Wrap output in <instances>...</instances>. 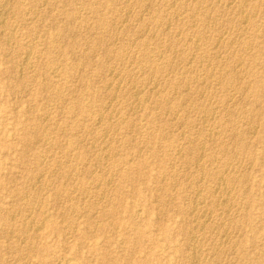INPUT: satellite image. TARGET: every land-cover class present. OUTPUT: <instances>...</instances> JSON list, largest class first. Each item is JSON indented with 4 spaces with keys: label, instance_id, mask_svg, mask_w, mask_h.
<instances>
[{
    "label": "rangeland",
    "instance_id": "1",
    "mask_svg": "<svg viewBox=\"0 0 264 264\" xmlns=\"http://www.w3.org/2000/svg\"><path fill=\"white\" fill-rule=\"evenodd\" d=\"M54 1L0 0V264H264V0Z\"/></svg>",
    "mask_w": 264,
    "mask_h": 264
},
{
    "label": "bare ground",
    "instance_id": "2",
    "mask_svg": "<svg viewBox=\"0 0 264 264\" xmlns=\"http://www.w3.org/2000/svg\"><path fill=\"white\" fill-rule=\"evenodd\" d=\"M10 1V0H9ZM42 1V0H41ZM56 1V0H55ZM54 1V2H55ZM3 2V1H2ZM16 2V1H15ZM21 1H19V3H20ZM92 2H93V0H92ZM125 2V1H124ZM202 2V1H201ZM262 2V1H261ZM16 3H18V2H16ZM127 3V2H126ZM145 3V2H144ZM143 3V4H144ZM148 3H150V2H148ZM162 3V2H161ZM15 4V3H14ZM22 4V3H21ZM34 4V3H33ZM69 4V3H68ZM86 4V3H85ZM185 4H187V3H185ZM257 4H258V2H257ZM264 4V3H263ZM2 5V4H1ZM4 5H5V3H4ZM105 5V4H104ZM115 5V4H114ZM138 5V4H137ZM166 5V4H165ZM184 5V4H183ZM198 5H199V3H198ZM203 5V4H202ZM259 5H261V4H259ZM15 6V5H14ZM22 6V5H21ZM20 6V7H21ZM89 6H91V5H89ZM93 6H95L94 4H93ZM161 6V5H160ZM182 6V5H181ZM246 6V5H245ZM98 7V6H97ZM257 7V6H256ZM260 7V6H259ZM258 7V8H259ZM264 7V6H263ZM22 8V7H21ZM64 8V7H63ZM73 8V7H72ZM240 8V7H239ZM250 8V7H249ZM7 9V8H6ZM14 9V8H13ZM193 9V8H192ZM221 9V8H220ZM225 9V8H224ZM246 9H247V6H246ZM255 9V8H254ZM264 9V8H263ZM9 10V9H8ZM78 10V9H77ZM159 10V9H158ZM172 10H174V9H172ZM209 10V9H208ZM240 10V9H239ZM249 10V9H248ZM259 10V9H258ZM3 11V10H2ZM74 11V10H73ZM92 11H93V9H92ZM130 11V10H129ZM155 11V10H154ZM175 11V10H174ZM173 11V12H174ZM194 11H195V8H194ZM3 12H5V11H3ZM14 12V11H13ZM81 12V11H80ZM90 12H91V10H90ZM100 12V11H99ZM131 12V11H130ZM252 12V11H251ZM15 13V12H14ZM92 13V12H91ZM94 13H96V12H94ZM93 13V14H94ZM158 13H160V12H158ZM193 13V12H192ZM207 13V12H206ZM243 13V12H242ZM255 13V12H254ZM18 14V13H17ZM211 14V13H210ZM252 14V13H251ZM96 15V14H95ZM94 15V16H95ZM107 15V14H106ZM155 15V14H154ZM173 15V14H172ZM171 15V16H172ZM203 15V14H202ZM207 15V14H206ZM250 15V14H249ZM113 16V15H112ZM117 16V15H116ZM121 16V15H120ZM156 16V15H155ZM204 16V15H203ZM208 16V15H207ZM206 16V17H207ZM248 16V15H247ZM106 17V16H105ZM115 17V16H114ZM151 17V16H150ZM174 17V16H173ZM242 17V16H241ZM251 17V16H250ZM96 18V17H95ZM103 18H104V16H103ZM107 18V17H106ZM155 18H158L157 16L155 17ZM160 18V17H159ZM158 18V19H159ZM164 18V17H163ZM162 18V19H163ZM252 18V17H251ZM27 19V18H26ZM98 19V18H97ZM105 19V18H104ZM112 19V18H111ZM157 19V20H158ZM167 19V18H166ZM3 20H5V18L3 19ZM98 20H100V19H98ZM118 20H119V18H118ZM206 20H208V19H206ZM61 21V20H60ZM82 21V20H81ZM101 21V20H100ZM105 21V20H104ZM111 21V20H110ZM114 21V20H113ZM120 21V20H119ZM187 21V20H186ZM201 21V20H200ZM205 21V20H204ZM40 22V21H39ZM84 22V21H83ZM96 22H98V21H96ZM165 22H166V20H165ZM231 22V21H230ZM254 22V21H253ZM4 23V22H3ZM6 23H7V21H6ZM71 23V22H70ZM101 23V22H100ZM104 23H106V22H104ZM160 23V22H159ZM244 23V22H243ZM72 24H74V23H72ZM71 25V24H70ZM86 25V24H85ZM95 25V24H94ZM97 25V24H96ZM104 25V24H103ZM102 25V26H103ZM106 25V24H105ZM104 25V26H105ZM257 25V24H256ZM140 26V25H139ZM143 26V25H142ZM166 26V25H165ZM164 26V27H165ZM264 26V25H263ZM8 27V26H7ZM69 27V26H68ZM106 27V26H105ZM216 27V26H215ZM250 27V26H249ZM248 27V28H249ZM74 28V27H73ZM76 28V27H75ZM94 28V27H93ZM139 28V27H138ZM161 28V27H160ZM217 28V27H216ZM6 29V28H5ZM9 29V28H8ZM80 29V28H79ZM96 29V28H95ZM102 29H103V27H102ZM178 29V28H177ZM252 29V28H251ZM256 30V29H255ZM255 30H253L254 32H255ZM102 31V30H101ZM115 31V30H114ZM248 31V30H247ZM257 31V30H256ZM34 32V31H33ZM132 32V31H131ZM138 32V31H137ZM10 33V32H9ZM111 33V32H110ZM116 33V32H115ZM158 33V32H157ZM160 33V32H159ZM165 33V32H164ZM176 33V32H175ZM8 34V33H7ZM76 34V33H75ZM103 34V33H102ZM168 34V33H167ZM114 35V34H113ZM2 36V35H1ZM57 36V35H56ZM58 36H59V34H58ZM77 36V35H76ZM102 36V35H101ZM166 36V35H165ZM200 36V35H199ZM13 37V36H12ZM16 37V36H15ZM32 37V36H31ZM75 37V36H74ZM86 37V36H85ZM88 37V36H87ZM115 37V36H114ZM203 37V36H202ZM227 37V36H226ZM258 37V36H257ZM58 38V37H57ZM103 38H105V37H103ZM109 38V37H108ZM133 38V37H132ZM252 38V37H251ZM56 39V38H55ZM60 39V38H59ZM115 39V38H114ZM140 39V38H139ZM150 39V38H149ZM102 40V39H101ZM104 40V39H103ZM102 40V41H103ZM152 40V39H151ZM170 40V39H169ZM66 41V40H65ZM84 41V40H83ZM88 41V40H87ZM106 41V40H105ZM108 41V40H107ZM165 41V40H164ZM174 41V40H173ZM237 41V40H236ZM241 41V40H240ZM46 42V41H45ZM53 42V41H52ZM90 42V41H89ZM177 42V41H176ZM201 43H202V41H200ZM231 42V41H230ZM9 43V42H8ZM36 43V42H35ZM67 43V42H66ZM99 43V42H98ZM139 43H142V42H140L139 41ZM171 43V42H170ZM174 43V42H173ZM178 43V42H177ZM199 43V42H198ZM24 44V43H23ZM28 44V43H27ZM96 44V43H95ZM100 44V43H99ZM102 44H104V43H102ZM108 44H109V42H108ZM114 44V43H113ZM230 44V43H229ZM244 44V43H243ZM255 44V43H254ZM106 45V44H105ZM125 45V44H124ZM206 45V44H205ZM24 46V45H23ZM45 46V45H44ZM142 46V45H141ZM145 46V45H144ZM149 46V45H148ZM180 46V45H179ZM246 46V45H245ZM260 46V45H259ZM32 47V46H31ZM93 47V46H92ZM176 47V46H175ZM198 47V46H197ZM229 47V46H228ZM126 48V47H125ZM138 48V47H137ZM206 48V47H205ZM253 48V47H252ZM61 49H62V47H61ZM117 49V48H116ZM123 49V48H122ZM174 49V48H173ZM177 49V48H176ZM199 49V48H198ZM246 49V48H245ZM18 50V49H17ZM22 50V49H21ZM59 50V49H58ZM121 50V49H120ZM194 50V49H193ZM257 50V49H256ZM33 51V50H32ZM60 51V50H59ZM106 51V50H105ZM124 51V50H123ZM241 51V50H240ZM16 52V51H15ZM57 52V51H56ZM65 52V51H64ZM107 52V51H106ZM183 52V51H182ZM200 52V51H199ZM206 52V51H205ZM246 52V51H245ZM26 56H28V54H30V53H27V52H23ZM42 53V52H41ZM40 52H39V54H41ZM84 53V52H83ZM120 53V52H119ZM124 53V52H123ZM143 53V52H142ZM185 53V52H184ZM33 54V53H32ZM145 53H143V55H144ZM240 54H243V53H240ZM245 54V53H244ZM264 54V53H263ZM18 55V54H17ZM177 55V54H176ZM210 55V54H209ZM234 55V54H233ZM239 55V54H238ZM256 55V54H255ZM21 56V55H20ZM115 56V55H114ZM119 56H120V54H119ZM122 56V55H121ZM142 56V55H141ZM254 56V55H253ZM258 56V55H257ZM14 57V56H13ZM34 57H35V54H34ZM62 57H64V55L62 56ZM83 57H84V55H83ZM185 57V56H184ZM216 57V56H215ZM229 57V56H228ZM6 58V57H5ZM59 58H61V57H59ZM88 58V57H87ZM86 58V59H87ZM143 58V57H142ZM156 58V57H155ZM180 58V57H179ZM198 58V57H197ZM201 58V57H200ZM218 58V57H217ZM238 58V57H237ZM243 58H244V56H243ZM258 58V57H257ZM261 58V57H260ZM27 59V58H26ZM35 59H36V57H35ZM141 59V58H140ZM230 59V58H229ZM231 59H233V58H231ZM242 59V58H241ZM119 60V59H118ZM125 60V59H124ZM166 60V59H165ZM183 60V59H182ZM188 60V59H187ZM249 60V59H248ZM8 61V60H7ZM14 61V60H13ZM61 61V60H60ZM179 61V60H178ZM236 61V60H235ZM10 62V61H9ZM76 62V61H75ZM78 62V61H77ZM81 62V61H80ZM87 62V61H86ZM136 62V61H135ZM146 62V61H145ZM166 62V61H165ZM207 62V61H206ZM205 62V63H206ZM215 62H217V61H215ZM234 62V61H233ZM252 62V61H251ZM14 63V62H13ZM16 63V62H15ZM55 63V62H54ZM157 63V62H156ZM202 63V62H201ZM238 63V62H237ZM260 63V62H259ZM20 64V63H19ZM210 64V63H209ZM214 64V63H213ZM234 64V63H233ZM248 64V63H247ZM18 65V64H17ZM172 65V64H171ZM200 65V64H199ZM208 65V64H207ZM250 65H251V63H250ZM60 66V65H59ZM159 66V65H158ZM163 66H164V64H163ZM178 66H179V64H178ZM198 66V65H197ZM206 66V65H205ZM231 66V65H230ZM252 66V65H251ZM255 66V65H254ZM74 67V66H73ZM220 67V66H219ZM226 67V66H225ZM228 67V66H227ZM243 67V66H242ZM248 67V66H247ZM48 68H50V67H48ZM113 68V67H112ZM163 68V67H162ZM192 68V67H191ZM203 68V67H202ZM248 68H250V66L248 67ZM148 69V68H147ZM159 69V68H158ZM198 69V68H197ZM231 69H233V68H231ZM253 69V68H252ZM12 70V69H11ZM36 70V69H35ZM62 70V69H61ZM145 70V69H144ZM152 70V69H151ZM264 70V69H263ZM15 71V70H14ZM75 71V70H74ZM159 71V70H158ZM199 71V70H198ZM245 71H247V70H245ZM50 72V71H49ZM64 72V71H63ZM161 72V71H160ZM159 72V73H160ZM211 72V71H210ZM22 73V72H21ZM237 73V72H236ZM239 73V72H238ZM248 73V72H247ZM135 74V73H134ZM164 74V73H163ZM168 74V73H167ZM222 74V73H221ZM223 74H224V72H223ZM222 74V75H223ZM21 75V74H20ZM46 75V74H45ZM199 75V74H198ZM205 75V74H204ZM226 75V74H225ZM225 75H224V79H226L227 78V75H226V78H225ZM247 75V74H246ZM25 76V75H24ZM154 76H156V75H154ZM182 76V75H181ZM247 76H249V75H247ZM60 77V76H59ZM150 77V76H149ZM148 77V78H149ZM159 77V76H158ZM208 77V76H207ZM212 77V76H211ZM218 77H220V75L218 76ZM19 78V77H18ZM87 78V77H86ZM131 78V77H130ZM194 78H196V77H194ZM235 78V77H234ZM55 79V78H54ZM123 79V78H122ZM136 79V78H135ZM220 79H221V77H220ZM223 79V78H222ZM221 79V80H222ZM233 79V78H232ZM232 79H230V80H232ZM239 79V78H238ZM245 79V78H244ZM249 79V78H248ZM254 79V78H253ZM15 80V79H14ZM134 80V79H133ZM183 80V79H182ZM258 80H259V78H258ZM49 81V80H48ZM85 81V80H84ZM130 81V80H129ZM179 81V80H178ZM205 81V80H204ZM208 81V80H207ZM222 81H224V80H222ZM228 81H229V79H228ZM53 82V81H52ZM66 82V81H65ZM142 82V81H141ZM181 82V81H180ZM184 82V81H183ZM192 82V81H191ZM231 82V81H230ZM234 82V81H233ZM233 82H232V84H233ZM253 82V81H252ZM26 83V82H25ZM56 83V82H55ZM110 83V82H109ZM182 83V82H181ZM186 83V82H185ZM189 83H190V81H189ZM201 83V82H200ZM249 83V82H248ZM248 83H247V85H248ZM22 84V83H21ZM48 84V83H47ZM50 84H52V83H50ZM84 84V83H83ZM140 84V83H139ZM152 84V83H151ZM208 84V83H207ZM206 84V85H207ZM223 84V83H222ZM221 84V85H222ZM224 84H225V82H224ZM223 84V85H224ZM246 84V83H245ZM262 84V83H261ZM174 85V84H173ZM188 85V84H187ZM220 85V84H219ZM231 85V84H230ZM59 86V85H58ZM189 86V85H188ZM237 86V85H236ZM251 86V85H250ZM249 86V87H250ZM131 87V86H130ZM145 87V86H144ZM177 87V86H176ZM185 87V86H184ZM205 87V86H204ZM203 87V88H204ZM233 87V86H232ZM246 87V86H245ZM143 88V87H142ZM152 88V87H151ZM189 88V87H188ZM224 88V87H223ZM254 88V87H253ZM16 89V88H15ZM257 89V88H256ZM21 90V89H20ZM65 90V89H64ZM196 90V89H195ZM202 90V89H201ZM247 90H248V88H247ZM250 90V89H249ZM259 90V89H258ZM69 91V90H68ZM225 91V90H224ZM252 91V90H251ZM255 91V90H254ZM10 92V91H9ZM71 92V91H70ZM14 93V92H13ZM51 93V92H50ZM67 93V92H66ZM76 93V92H75ZM110 93V92H109ZM108 93V94H109ZM260 93H262V92H260ZM61 94H64L63 92L61 93ZM117 94V93H116ZM115 94V95H116ZM152 94V93H151ZM204 94V93H203ZM59 95V94H58ZM82 95V94H81ZM134 95V94H133ZM180 95V94H179ZM201 95H202V93H201ZM228 95V94H227ZM238 95V94H237ZM244 95V94H243ZM64 96V95H63ZM118 96V95H117ZM249 96H251V95H249ZM249 96H248V98H249ZM115 97V96H114ZM151 97V96H150ZM221 97V96H220ZM229 97V96H228ZM67 98V97H66ZM116 98V97H115ZM121 98V97H120ZM134 98V97H133ZM170 98V97H169ZM189 98V97H188ZM187 99V98H186ZM200 99H201V97H200ZM210 99H212V98H210ZM224 99V98H223ZM251 99V98H250ZM81 100V99H80ZM136 100H137V98H136ZM152 100V99H151ZM164 100V99H163ZM180 100V99H179ZM110 101V100H109ZM120 101V100H119ZM194 101V100H193ZM203 101V100H202ZM247 101V100H246ZM253 101V100H252ZM257 101V100H256ZM104 102V101H103ZM168 102V101H167ZM195 102H197V101H195ZM220 102V101H219ZM223 102V101H222ZM258 102H260V100L258 101ZM16 103V102H15ZM79 103H80V101H79ZM102 103V102H101ZM143 103V102H142ZM161 103V102H160ZM166 103V102H165ZM200 103V102H199ZM257 102H255V104H256ZM262 103V102H261ZM171 104H172V102H171ZM254 104V105H255ZM109 105V104H108ZM212 105V104H211ZM227 105V104H226ZM253 105V104H252ZM258 105V104H257ZM105 106V105H104ZM118 106V105H117ZM121 106V105H120ZM78 107V106H77ZM76 107V108H77ZM83 107V106H82ZM113 107V106H112ZM130 107H133V106H131L130 105ZM135 107V106H134ZM144 107V106H143ZM162 107V106H161ZM175 107H176V105H175ZM30 108V107H29ZM74 108V107H73ZM153 108V107H152ZM203 108V107H202ZM201 108V109H202ZM210 109H211V107H209ZM226 108V107H225ZM239 108V107H238ZM248 108V107H247ZM108 109V108H107ZM150 109V108H149ZM246 109V108H245ZM250 109V108H249ZM237 110V109H236ZM251 110V109H250ZM257 110V109H256ZM150 111V110H149ZM239 111V110H238ZM79 112V111H78ZM93 112V111H92ZM159 112V111H158ZM190 112V111H189ZM247 112H249V111H247ZM202 113V112H201ZM205 113V112H204ZM237 113V112H236ZM255 113V112H254ZM102 114V113H101ZM231 114V113H230ZM70 115V114H69ZM90 115V114H89ZM203 115V114H202ZM234 115V114H233ZM236 115V114H235ZM249 115H251V114H249ZM44 116V115H43ZM80 116V115H79ZM106 116V115H105ZM104 116V117H105ZM123 116V115H122ZM230 116V115H229ZM237 116V115H236ZM253 116H255V115H253ZM115 117V116H114ZM201 117V116H200ZM263 117V116H262ZM77 118V117H76ZM250 118V117H249ZM238 119H240V118H238ZM251 119V118H250ZM43 120V119H42ZM96 120H97V118H96ZM117 120V119H116ZM122 120V119H121ZM199 120V119H198ZM223 120V119H222ZM72 121V120H71ZM158 121V120H157ZM164 121V120H163ZM214 121V120H213ZM212 121V122H213ZM68 122H69V120H68ZM76 122V121H75ZM103 122H105V121H103ZM117 122V121H116ZM238 122V121H237ZM247 122V121H246ZM44 123V122H43ZM201 123V122H200ZM249 123V122H248ZM21 124V123H20ZM46 124V123H45ZM44 124V125H45ZM49 124V123H48ZM95 124V123H94ZM109 124V123H108ZM50 125V124H49ZM106 125V124H105ZM120 125V124H119ZM164 125V124H163ZM192 125V124H191ZM210 125V124H209ZM213 125V124H212ZM236 125H237V123H236ZM71 126V125H70ZM82 126V125H81ZM107 126V125H106ZM109 126V125H108ZM155 126V125H154ZM223 126V125H222ZM225 126V125H224ZM234 126H235V124H234ZM48 127V126H47ZM52 127V126H51ZM66 127V126H65ZM110 127V126H109ZM217 127V126H216ZM237 127V126H236ZM248 127V126H247ZM253 127V126H252ZM54 128V127H53ZM52 128V129H53ZM139 128V127H138ZM145 128V127H144ZM170 128V127H169ZM214 128V127H213ZM219 128V127H218ZM226 128V127H225ZM42 129V128H41ZM106 129V128H105ZM110 129V128H109ZM154 129V128H153ZM188 129V128H187ZM237 129V128H236ZM248 129H250V128H248ZM112 130V129H111ZM167 130V129H166ZM217 130H219V129H217ZM222 130V129H221ZM48 131V130H47ZM51 131V130H50ZM93 131V130H92ZM191 131V130H190ZM232 131H235V130H233V127H232ZM231 131V132H232ZM250 131H252V129L250 130ZM249 131V132H250ZM100 132H102V131H100ZM99 132V133H100ZM110 132V131H109ZM167 132V131H166ZM237 131H235V133H236ZM41 133V132H40ZM53 133V132H52ZM165 133V132H164ZM211 133V132H210ZM234 133V134H235ZM253 133V132H252ZM38 134V133H37ZM50 134V133H49ZM153 134V133H152ZM238 134H239V132H238ZM237 134V135H238ZM43 135V134H42ZM48 135V134H47ZM192 135V134H191ZM216 135V134H215ZM29 136V135H28ZM103 136V135H102ZM107 136V135H106ZM141 136V135H140ZM183 136V135H182ZM193 136V135H192ZM231 136H232V133H231ZM234 137H235V135H233ZM240 136V135H239ZM51 137V136H50ZM155 137V136H154ZM168 137V136H167ZM180 137V136H179ZM230 137V136H229ZM234 137H230V138H233L234 139ZM241 137V136H240ZM121 138V137H120ZM164 138V137H163ZM188 138V137H187ZM201 138V137H200ZM200 138H199V140H200ZM54 139V138H53ZM161 139V138H160ZM52 140V139H51ZM55 140V139H54ZM148 140V139H147ZM177 140V139H176ZM206 140V139H205ZM236 140V139H235ZM237 140H238V137H237ZM236 140V141H237ZM36 141V140H35ZM50 141V140H49ZM188 141V140H187ZM214 141V140H213ZM241 141H242V139H241ZM41 142V141H40ZM44 142V141H43ZM53 142V141H52ZM190 142V141H189ZM216 142V141H215ZM233 142H234V140H233ZM59 143V142H58ZM143 143V142H142ZM186 143V142H185ZM210 143V142H209ZM235 143V142H234ZM240 143V142H239ZM247 143V142H246ZM37 144V143H36ZM56 144V143H55ZM137 144V143H136ZM188 144H190V143H188ZM237 144V143H236ZM235 144V145H236ZM249 144V143H248ZM140 145V144H139ZM162 145V144H161ZM238 145V144H237ZM237 145H236V147H237ZM71 146V145H70ZM187 146V145H186ZM193 145L191 144V147H192ZM196 146V145H195ZM225 146H226V144H225ZM29 147V146H28ZM63 147V146H62ZM74 147V146H73ZM106 147V146H105ZM185 147V146H184ZM196 147H198V146H196ZM196 147H194V148H196ZM222 147V146H221ZM240 147H241V149H245V146L243 145V144H240ZM52 148V147H51ZM75 148V147H74ZM111 148V147H110ZM139 148V147H138ZM161 148V147H160ZM219 148V147H218ZM187 149V148H186ZM199 149V148H198ZM197 149V150H198ZM215 149V148H214ZM224 149V148H223ZM227 149V148H226ZM229 149V148H228ZM139 150V149H138ZM159 150H161V149H159ZM167 150V149H166ZM187 150H189V149H187ZM196 150V149H195ZM218 150V149H217ZM234 150V149H233ZM239 150H240V148H239ZM172 151V150H171ZM191 151V150H190ZM189 151V152H190ZM201 151V150H200ZM224 151V150H223ZM222 151V152H223ZM227 151V150H226ZM231 152L232 150H228V152ZM264 151V150H263ZM28 152V151H27ZM87 152V151H86ZM160 152V151H159ZM192 152H193V149H192ZM196 152H198V151H196ZM230 152H229V154H230ZM233 152V151H232ZM235 152V151H234ZM237 152H238V150H237ZM236 152V153H237ZM243 152H244V150H243ZM84 153V152H83ZM99 153V152H98ZM150 153H151V151H150ZM225 153V152H224ZM236 153H232V154H236ZM241 153V152H240ZM52 154V153H51ZM67 154V153H66ZM223 154V153H222ZM226 154V153H225ZM228 154V153H227ZM226 154V155H227ZM44 155V154H43ZM195 155V154H194ZM209 155H211V154H209ZM225 155V156H226ZM237 155V154H236ZM97 156V155H96ZM170 156V155H169ZM174 156V155H173ZM206 156V155H205ZM223 156V155H222ZM243 156V155H242ZM101 157V156H100ZM195 157H196V155H195ZM201 157V156H200ZM213 157V156H212ZM218 157H219V155H218ZM224 157V156H223ZM228 157V156H227ZM39 158V157H38ZM37 158V159H38ZM47 158V157H46ZM96 158V157H95ZM102 158V157H101ZM197 158V157H196ZM226 158V157H225ZM241 158V157H240ZM58 159V158H57ZM97 159V158H96ZM228 159V158H227ZM226 159V160H227ZM232 159V158H231ZM39 160V159H38ZM101 160V159H100ZM100 160H99V162H100ZM131 160V159H130ZM188 160V159H187ZM223 160V159H222ZM238 160V159H237ZM255 160V159H254ZM58 161V160H57ZM84 161V160H83ZM102 161V160H101ZM117 160H115V162H116ZM120 161H121V159H120ZM191 161H192V159H191ZM194 161V160H193ZM204 161V160H203ZM234 161V160H233ZM232 161V162H233ZM97 162V161H96ZM214 162V161H213ZM221 162V161H220ZM251 162V161H250ZM38 163V162H37ZM124 163V162H123ZM195 163V162H194ZM209 163V162H208ZM219 163V162H218ZM249 163V162H248ZM80 164V163H79ZM114 164H116V163H114ZM185 164V163H184ZM188 164V163H187ZM212 164V163H211ZM225 164V163H224ZM103 165V164H102ZM123 165V164H122ZM196 165V164H195ZM207 165V164H206ZM215 165V164H214ZM44 166V165H43ZM66 166V165H65ZM83 166V165H82ZM120 166V165H119ZM124 166V165H123ZM122 166V167H123ZM174 166V165H173ZM191 166V165H190ZM226 166V165H225ZM86 167H87V165H86ZM85 167V168H86ZM107 167V166H106ZM204 167V166H203ZM37 168H40V167H37ZM63 168V167H62ZM197 168V167H196ZM210 168V167H209ZM219 168V167H218ZM41 169V168H40ZM76 169V168H75ZM200 169V168H199ZM202 170H203V168H201ZM237 169V168H236ZM62 170V169H61ZM60 170V171H61ZM116 170V169H115ZM118 170H119V168H118ZM121 170V169H120ZM169 170V169H168ZM227 170V169H226ZM233 170V169H232ZM231 170V171H232ZM81 171V170H80ZM218 171L219 170H217V173H212L211 174V178H213L212 180H214V181H216V182H219L220 183V181L222 180V178H223V176L221 175V174H218ZM224 171V170H223ZM244 171V170H243ZM34 172V171H33ZM42 172V171H41ZM70 172V171H69ZM83 172V171H82ZM113 172V171H112ZM121 172V171H120ZM197 172V171H196ZM203 172V171H202ZM210 172V171H209ZM221 171H219V173H220ZM35 173H37V171L35 172ZM103 173V172H102ZM166 173V172H165ZM169 173V172H168ZM208 173V172H207ZM206 173V174H207ZM233 173V172H232ZM67 174H69V173H67ZM118 174V173H117ZM208 174H210V173H208ZM39 175V174H38ZM70 175V174H69ZM73 175H74V173H73ZM72 175V176H73ZM77 175H78V173H77ZM76 175V176H77ZM161 175V174H160ZM167 175V174H166ZM201 175H203L202 173H201ZM232 175V174H231ZM34 176V175H33ZM43 176V175H42ZM94 176V175H93ZM92 176V177H93ZM137 176V175H136ZM175 176V175H174ZM174 176H173V178H174ZM178 176V175H177ZM252 176V175H251ZM36 177V176H35ZM34 177V178H35ZM52 177V176H51ZM209 177H210V175H209ZM230 177V176H229ZM232 177V176H231ZM61 178V177H60ZM96 178V177H95ZM159 178V177H158ZM203 178V177H202ZM264 178V177H263ZM94 179V178H93ZM191 179V178H190ZM232 179H234V175H233V178ZM247 179H248V177H247ZM261 179V178H260ZM227 180H229V179H227ZM31 181V180H30ZM235 181V180H234ZM240 181V180H239ZM32 182V181H31ZM68 182V181H67ZM109 182H111V181H109ZM155 182V181H154ZM165 182H166V180H165ZM171 182H172V180H171ZM97 183V182H96ZM159 183V182H158ZM224 183V182H223ZM101 184V183H100ZM106 184V183H105ZM110 184V183H109ZM173 184V183H172ZM196 184V183H195ZM44 185V184H43ZM171 185V184H170ZM214 185V184H213ZM216 185V184H215ZM250 185V184H249ZM46 186V185H45ZM107 186V185H106ZM166 186V185H165ZM203 186V185H202ZM234 186V185H233ZM243 186V185H242ZM62 187V186H61ZM92 187V186H91ZM213 187V186H212ZM211 187V188H212ZM209 188V187H208ZM219 188V187H218ZM222 188V187H221ZM23 189V188H22ZM39 189V188H38ZM85 189V188H84ZM97 189V188H96ZM106 189V188H105ZM110 189V188H109ZM169 189V188H168ZM171 189V188H170ZM33 190V189H32ZM123 190V189H122ZM216 190H218V189H216ZM34 191V190H33ZM150 191V190H149ZM205 191V190H204ZM43 192V191H42ZM82 192V191H81ZM112 192V191H111ZM214 192H215V194H214ZM225 192V191H224ZM223 192V193H224ZM252 192V191H251ZM20 193V192H19ZM36 193V192H35ZM41 193V192H40ZM62 193V192H61ZM64 193V192H63ZM157 193V192H156ZM200 193V192H199ZM209 193H212L211 194V197H214V196H216V197H218L217 195H219V196H221V195H224L223 193H222V190H220V188H219V190L218 191H212L211 190V192H209ZM258 193V192H257ZM23 194H24V192H23ZM86 194H87V192H86ZM132 194V193H131ZM166 194V193H165ZM204 194V193H203ZM202 194V195H203ZM26 195V194H25ZM28 195V194H27ZM26 195V196H27ZM161 195V194H160ZM238 195V194H237ZM104 196V195H103ZM159 196V195H158ZM32 197V196H31ZM160 197V196H159ZM223 197V196H222ZM232 197V196H231ZM238 197V196H237ZM26 198V197H25ZM70 198V197H69ZM110 198V197H109ZM215 198V197H214ZM219 198V197H218ZM234 198V197H233ZM156 199V198H155ZM213 199V198H212ZM225 199V198H224ZM18 200V199H17ZM31 200V199H30ZM30 200H29V202H30ZM34 200V199H33ZM123 200V199H122ZM208 200V199H207ZM227 200V199H226ZM233 200V199H232ZM251 200V199H250ZM109 201H111V200H109ZM108 201V202H109ZM114 201V200H113ZM155 201V200H154ZM199 201V200H198ZM215 201V200H214ZM213 201V202H214ZM234 201V200H233ZM193 202V201H192ZM208 202V201H207ZM206 202V203H207ZM226 202V201H225ZM228 202V201H227ZM240 202V201H239ZM32 203V202H31ZM171 203V202H170ZM224 203V202H223ZM232 203V202H231ZM40 204V203H39ZM86 204V203H85ZM212 204V203H211ZM248 204V203H247ZM27 205V204H26ZM32 204H30V206H31ZM151 205V204H150ZM166 205V204H165ZM209 205V204H208ZM228 205V204H227ZM233 205V204H232ZM17 206V205H16ZM29 206V205H28ZM89 206H92V205H89ZM161 205H159V207H160ZM185 206V205H184ZM192 206V205H191ZM191 206H189V207H191ZM202 206V205H201ZM220 206V205H219ZM41 207V206H40ZM39 207V208H40ZM77 207V206H76ZM210 207V206H209ZM204 208V207H203ZM213 208V207H212ZM159 209V208H158ZM207 209V208H206ZM219 209H221L220 207H219ZM14 210V209H13ZM39 210V209H38ZM68 210V209H67ZM164 210V209H163ZM191 210V209H190ZM194 210V209H193ZM240 210V209H239ZM208 211H211V210H208ZM220 211V210H219ZM264 211V210H263ZM35 212V211H34ZM39 212V211H38ZM37 212V213H38ZM194 212V211H193ZM206 212V211H205ZM1 213V212H0ZM6 213V212H5ZM36 213V212H35ZM68 213H69V211H68ZM113 213H115V212H113ZM131 214V213H130ZM16 215V214H15ZM115 215V214H114ZM137 215V214H136ZM244 215H246V214H244ZM70 216V215H69ZM196 216V215H195ZM213 216V215H212ZM252 216V215H251ZM41 217V216H40ZM86 217V216H85ZM92 217V216H91ZM204 217V216H203ZM214 217V216H213ZM241 217V216H240ZM244 217V216H243ZM112 218H114V216L112 217ZM186 218V217H185ZM68 219V218H67ZM75 219V218H74ZM206 219V218H205ZM233 219V218H232ZM24 220V219H23ZM89 220V219H88ZM92 220V219H91ZM70 221V220H69ZM195 221V220H194ZM242 221V220H241ZM136 223V222H135ZM192 223V222H191ZM195 223H196V221H195ZM29 224V223H28ZM89 224V223H88ZM218 224V223H217ZM224 224V223H223ZM222 224V225H223ZM31 225V224H30ZM95 225V224H94ZM137 225V224H136ZM158 225V224H157ZM209 225V224H208ZM207 225V226H208ZM24 226V225H23ZM41 226V225H40ZM97 226V225H96ZM193 226V225H192ZM211 226V225H210ZM230 226V225H229ZM233 226V225H232ZM231 226V227H232ZM237 226V225H236ZM27 227V226H26ZM43 227H44V224H43ZM73 227V226H72ZM216 227V226H215ZM222 227V226H221ZM226 227V226H225ZM203 228V227H202ZM14 229V228H13ZM40 229V228H39ZM96 229V228H95ZM214 229V228H213ZM217 229V228H216ZM239 229V228H238ZM241 229V228H240ZM76 230V229H75ZM134 230V229H133ZM132 230V231H133ZM194 230V229H193ZM199 230V229H198ZM210 230V229H209ZM26 231V230H25ZM35 231H36V229H35ZM68 231V230H67ZM205 231V230H204ZM259 231V230H258ZM91 232V231H90ZM200 232V231H199ZM5 233V232H4ZM204 233V232H203ZM210 233V232H209ZM208 233V234H209ZM219 233V232H218ZM31 234V233H30ZM88 234H89V232H88ZM189 235H192L191 233L189 234ZM205 235V234H204ZM65 236V235H64ZM90 236V235H89ZM193 236V235H192ZM31 237V236H30ZM191 237V236H190ZM204 237V236H203ZM35 238V237H34ZM34 238H32V239H34ZM206 238V237H205ZM31 239V238H30ZM189 239V238H188ZM192 239H193V237H192ZM208 239V238H207ZM126 241V240H125ZM191 241V240H190ZM239 241V240H238ZM34 242L35 241H33V244H34ZM86 242V241H85ZM207 242V241H206ZM36 243V242H35ZM191 243V242H190ZM239 243V242H238ZM254 243V242H253ZM198 244V243H197ZM224 244V243H223ZM29 245H30V243H29ZM35 245V244H34ZM32 246V245H31ZM81 246V245H80ZM188 246V245H187ZM70 247V246H69ZM195 247H196V245H195ZM214 247V246H213ZM216 247V246H215ZM220 247V246H219ZM32 248V247H31ZM80 248V247H79ZM239 248V247H238ZM30 249V248H29ZM34 249V248H33ZM189 250H191V249H189ZM188 250V251H189ZM212 250V249H211ZM43 251V250H42ZM216 251V250H215ZM15 252V251H14ZM32 252V251H31ZM40 252V251H39ZM191 252V251H190ZM200 252V251H199ZM204 252V251H203ZM214 252V251H213ZM32 254V253H31ZM185 254V253H184ZM33 255V254H32ZM42 255V254H41ZM190 255V254H189ZM217 255V254H216ZM31 256V255H30ZM34 256H36V255H34ZM47 256V255H46ZM189 257V256H188ZM243 257V256H242ZM186 259V258H185ZM191 260H192V262H193V264L195 263V264H209V263H203V262H200V256L198 255V251L197 250H193V254H192V256H191V258H190ZM49 260H50V258H49ZM214 260V259H213ZM30 261V260H29ZM188 261V260H187ZM116 262V261H115ZM75 263V262H74ZM191 263V262H190ZM240 263V262H239ZM192 264V263H191ZM210 264H211V262H210ZM215 264V263H214Z\"/></svg>",
    "mask_w": 264,
    "mask_h": 264
}]
</instances>
